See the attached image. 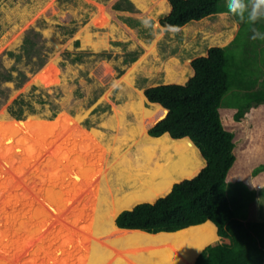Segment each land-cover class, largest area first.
I'll return each instance as SVG.
<instances>
[{
    "label": "rangeland",
    "instance_id": "rangeland-1",
    "mask_svg": "<svg viewBox=\"0 0 264 264\" xmlns=\"http://www.w3.org/2000/svg\"><path fill=\"white\" fill-rule=\"evenodd\" d=\"M126 1L134 4L133 9L124 8ZM220 6L225 11L167 28L160 19L171 10L169 0L164 7L158 5V0H0V70L8 73L6 78L4 74L0 76V111L17 119L29 115L52 119L62 111L71 115L83 113L81 124L85 128L101 127L116 107L131 99V93L141 90L144 94L147 87L172 83L165 79L167 64L176 61L180 68L186 69L187 77L182 81L185 83L194 73L193 58L206 55L210 46L228 45L238 76L224 94L220 109L223 124L234 132L238 152L228 178V194L237 216L264 220V96L261 106L248 115L252 120L233 119L234 105L245 100L244 89L252 87L254 92L264 94V39H251L253 28L264 33V18L249 24L227 13L226 0H221ZM102 8L111 11L108 18L102 14ZM86 29L94 40L101 39L103 43L97 48L84 44L81 36ZM27 35L34 41L33 47L29 46ZM137 61L140 62L128 85L123 75ZM50 62L57 81L50 85L37 83L34 76ZM147 100L144 104L150 106L152 101ZM153 124L148 127V134ZM12 151L19 152L15 148ZM41 151L43 157L50 148L44 146ZM36 169V177L31 176L37 178L36 183L33 180L28 183L40 197L37 183L45 174L42 163ZM78 183L82 180L77 179ZM18 192L15 194H21ZM54 216H49V223L43 226L50 227L53 219L58 220ZM175 232L180 235L177 241ZM169 233H173L171 242L161 247L133 248L126 243L122 247H105L103 251L98 246H103L110 235L98 234L99 238L93 240L99 243L94 244L91 239L83 242L87 250L80 251V257L79 250L72 246L71 259L73 264H194L196 255L207 244L228 240L218 235L216 226L209 221ZM53 245L50 249L60 255L59 242ZM75 245L83 248L77 241ZM24 247L22 251L3 252L0 256L8 263L41 262L39 255L32 256L35 263L30 261L31 251Z\"/></svg>",
    "mask_w": 264,
    "mask_h": 264
},
{
    "label": "bare ground",
    "instance_id": "bare-ground-1",
    "mask_svg": "<svg viewBox=\"0 0 264 264\" xmlns=\"http://www.w3.org/2000/svg\"><path fill=\"white\" fill-rule=\"evenodd\" d=\"M165 4L166 0H158L160 7ZM110 12L102 8L107 18ZM81 38L93 48L103 43L101 39L94 40L87 29ZM139 62L123 75L128 85ZM166 72L167 81L182 83L187 77L186 69L176 61L166 65ZM34 80L42 85L55 83L53 63L45 64ZM136 91L124 105L114 109L101 127L89 129L81 124L83 113L62 111L52 119L37 115L17 119L0 111V255L22 251L26 246L25 250L31 251L30 261L35 263L32 256H41V262L35 264H73L71 247L79 250L80 257L87 250L83 242L91 239L99 243L93 240L99 238L98 234L110 235L103 246H98L101 251L126 243L127 247L143 248L171 242L173 233L120 228L115 217L139 201H152L166 194L174 182L195 175L205 159L188 136L172 138L167 132L149 135L148 127L167 109L156 102L146 106L143 92ZM44 146L50 151L42 157L39 150ZM40 163L45 174L37 183L39 197L28 182L36 183L37 178L31 176L36 177ZM77 179L82 183L77 184ZM17 189L21 194H15L19 193ZM53 214L58 220L44 227ZM179 239L175 232V240ZM75 241L81 244V250ZM54 242H59L60 255L50 249ZM0 264L15 263L0 256Z\"/></svg>",
    "mask_w": 264,
    "mask_h": 264
},
{
    "label": "trees",
    "instance_id": "trees-1",
    "mask_svg": "<svg viewBox=\"0 0 264 264\" xmlns=\"http://www.w3.org/2000/svg\"><path fill=\"white\" fill-rule=\"evenodd\" d=\"M220 1L169 0L171 10L160 22L167 28L180 27L191 20L225 11ZM125 5L126 9L134 6L129 1ZM27 39L33 47L34 41L28 35ZM227 46H210L206 55L193 58L194 73L185 83L145 88L149 101L167 109L166 115L149 128V134L158 136L167 131L174 138L188 136L206 164L195 176L174 183L166 195L154 202H140L122 210L115 221L121 227L151 232L172 231L209 221L216 226L217 234L228 240L207 244L195 257L194 264H264V220L237 216L227 189L238 155L234 132L223 124L220 112L224 94L238 77ZM1 75L6 78L8 73L0 70ZM243 91L245 100L234 105L233 119L237 122L256 111L264 96L261 91L254 92L252 87Z\"/></svg>",
    "mask_w": 264,
    "mask_h": 264
},
{
    "label": "clouds",
    "instance_id": "clouds-1",
    "mask_svg": "<svg viewBox=\"0 0 264 264\" xmlns=\"http://www.w3.org/2000/svg\"><path fill=\"white\" fill-rule=\"evenodd\" d=\"M227 13L238 17L241 21L255 24L264 18V0H226ZM251 39H264V33L253 28Z\"/></svg>",
    "mask_w": 264,
    "mask_h": 264
},
{
    "label": "water",
    "instance_id": "water-1",
    "mask_svg": "<svg viewBox=\"0 0 264 264\" xmlns=\"http://www.w3.org/2000/svg\"><path fill=\"white\" fill-rule=\"evenodd\" d=\"M185 82H186V81H185ZM172 83H181V82H172ZM181 84H183V82H182ZM156 103H158V102H156ZM160 105H161V104H160ZM166 113H167V112H166ZM158 120H159V119H158ZM158 120H157V121H158ZM157 121H156V122H157ZM156 122H155V123H156ZM155 123H154V124H155ZM165 132H167V131H165ZM167 133H169V132H167ZM169 135H170V134H169ZM170 136H171V135H170ZM155 137H156V136H155ZM171 137H172V136H171ZM172 138H174V137H172ZM178 138H179V137H178ZM192 142H193V141H192ZM198 149H199V148H198ZM199 151H200V150H199ZM200 153H201V152H200ZM201 155H202V154H201ZM203 167H204V166H203ZM203 167H202V168H203ZM202 168H201V169H202ZM201 169H200V170H201ZM200 170H199V171H200ZM199 171H198V172H199ZM198 172H197V173H198ZM197 173H196V174H197ZM196 174H195V175H196ZM195 175H193V176H195ZM193 176H192V177H193ZM189 178H191V177H189ZM184 179H185V178H184ZM182 180H183V179H182ZM182 180H180V181H182ZM180 181H176V182H180ZM176 182H174V183H176ZM174 183H173V184H174ZM171 188H172V186H171ZM170 190H171V189H170ZM170 190H169V191H170ZM169 191H168V192H169ZM168 192H167V193H168ZM167 193H166V194H167ZM166 194H164V195H166ZM164 195H161V196H164ZM161 196H159V197H161ZM157 198H158V197H157ZM157 198H155V199L152 200V201H147V202H154ZM140 202H146V201H139V202L135 203L133 206H131V207H129V208H124V209H131V208H133L136 204H138V203H140ZM124 209H122V210H124ZM122 210H120V211L117 213V215H118ZM117 215H116V216H117ZM115 219H116V217H115ZM115 223H116V221H115ZM196 224H197V223H196ZM116 225H117V223H116ZM192 225H194V224H192ZM117 226H118V225H117ZM188 226H190V225H188ZM118 227H120V228H128V229H138V230H140V231H144V232H146V233H151V234H154V233H157V232H158V231H156V232H151V231H147V230H145V229H141V228H129V227H121V226H118ZM182 228H184V227H182ZM179 229H181V228H179ZM176 230H178V229H176ZM176 230H172V231H176ZM160 231L171 232V231H168V230H160ZM197 255H198V254H197ZM197 255H196V256H197Z\"/></svg>",
    "mask_w": 264,
    "mask_h": 264
},
{
    "label": "crops",
    "instance_id": "crops-1",
    "mask_svg": "<svg viewBox=\"0 0 264 264\" xmlns=\"http://www.w3.org/2000/svg\"><path fill=\"white\" fill-rule=\"evenodd\" d=\"M236 22V21H235ZM203 224V223H202ZM205 224V223H204ZM200 226V225H199ZM213 227L215 228V226L213 225Z\"/></svg>",
    "mask_w": 264,
    "mask_h": 264
}]
</instances>
